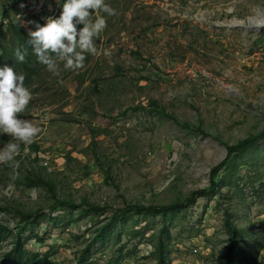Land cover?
<instances>
[{
    "label": "rangeland",
    "instance_id": "rangeland-1",
    "mask_svg": "<svg viewBox=\"0 0 264 264\" xmlns=\"http://www.w3.org/2000/svg\"><path fill=\"white\" fill-rule=\"evenodd\" d=\"M47 1L53 5L43 11L55 9L56 15L61 0ZM105 2L116 15L100 13L107 28L96 42L99 54L88 55L77 71L59 61L55 72L44 66L27 86L32 100L21 118L42 132L27 154L21 145L17 179L11 167L0 164V206L5 207L0 225L9 228L0 256L21 235L26 251L48 253L55 264H75L105 218L79 216L80 208L50 209L55 197L86 199L110 210L128 203L168 205L209 185L210 169L226 156L225 144L264 128V25L252 27L264 13V0ZM14 3L0 0V7L7 4L11 16ZM34 20L14 24L30 31L35 23L44 25ZM3 29L9 53L17 39L5 23ZM28 33L22 31L26 41ZM151 100L166 114L152 108ZM168 115L200 123L204 132L182 128ZM12 142L0 133V148ZM26 171L54 181V195L42 186H26ZM219 178V195L185 204L172 221L169 264H222L229 245L225 212L244 249L236 264H247L253 251L264 264V138L234 155ZM10 184L14 189L6 193ZM16 208L39 211L40 218L50 211L61 220L57 226L42 220L39 226L24 224ZM162 220L127 217L112 235L90 244L87 264H155ZM37 232L45 234L43 242Z\"/></svg>",
    "mask_w": 264,
    "mask_h": 264
},
{
    "label": "trees",
    "instance_id": "trees-1",
    "mask_svg": "<svg viewBox=\"0 0 264 264\" xmlns=\"http://www.w3.org/2000/svg\"><path fill=\"white\" fill-rule=\"evenodd\" d=\"M17 0H15L14 6L16 4ZM61 5L57 9V14L54 16V18H58L62 11V5L66 0H61ZM1 12L0 16H2V19L0 20V68H2L5 65H8L10 67H13L14 70L17 73H23L26 77L25 79V85L31 86L32 83L35 81V77L40 73V69L43 68L45 65L42 63H39L32 46L29 44L28 41L25 40L23 37L22 31L27 32L30 31V26L28 28L24 27H18V25L14 24L15 22H19L21 25L27 23L25 20H14L11 19L9 16L10 7L7 4H1ZM38 22H41L39 20ZM3 23H5L9 28L12 30L13 35L17 39V44L15 49L13 51L7 53L6 47H4V44L2 42L3 38ZM29 23V22H28ZM27 23V24H28ZM82 27V25L78 26ZM17 49H20L22 52L25 53V60L24 62H19L16 59L15 52ZM150 104H152V108L158 109V111L161 114H166L165 109L162 107L157 108L155 105V101L151 100L149 101ZM169 116V115H168ZM173 119L175 123H177L182 128H187L190 130H195L198 132L203 133V129L201 128L200 123L196 124H190L186 122H179L176 118L169 116ZM264 138V128L257 134L249 135L244 139L239 140L235 144H225L226 149V156L223 160H221L219 163L214 165L210 171H209V185L204 188H199L191 191L187 196H185L181 200H175L174 202L168 204V205H142V204H131L128 203L122 208H111V210L106 205H99L95 203H90L86 199H81L79 203H74L73 201L65 200V199H58L55 197L54 202L52 203L50 209H53L54 207L58 206L60 208L67 207L70 208V210H74L77 208H80L78 215L84 216V215H90V219L93 220V218H99L100 216L105 218L104 223L101 224L99 227L95 229L94 235L91 238V241L81 250L78 252L76 256V262L75 264H87V256L89 251V246L92 242L95 240H103L105 236H107L109 233H113L114 229L117 228L118 225H123L122 222H126L127 217H130L132 215L138 217H148V216H157L160 215L162 217V223L160 225V228L158 230L156 240L154 243V249H153V255L155 264H169V254L170 251L167 248V241L170 238L169 228L172 224V221L177 216L178 212L182 209V207L187 205H192L195 203L196 199L198 197H205L207 195H219L220 190V178L219 173L220 171L225 168L229 163L232 157L238 153H242L246 151L249 147L253 146L256 142ZM24 184L26 186H42L48 190L52 196L55 193V183L51 179L44 178L40 174H36L31 171H26L23 178H22ZM106 182H108L106 180ZM0 210H5V207L0 206ZM111 211L110 215L106 217V212ZM16 213L20 216V218L23 220L24 224L29 223H35L37 226H39L40 221L42 220L45 222V225H49L51 223H54L55 226H57L60 222L59 217H55L52 212H48L47 214H44L42 212L41 218L39 211H29V210H21L16 208ZM132 213V215H127L126 213ZM225 217V230L227 235L229 236V245L226 250L225 257L223 259L222 264H236V258L239 255H244V249L241 245L240 236L238 235L239 230L233 225V223L229 220L230 215L228 212L224 213ZM9 228L6 225H0V241L5 237V235H8L7 232L4 234L6 230ZM123 227L119 228L118 230L121 231ZM130 232L134 235L142 233V231H137L134 229H131ZM41 232L39 234L38 232L35 234L36 239L39 242L44 241V236ZM24 238L21 235H16L13 245L10 248V250L5 251L0 256V264H55L50 260V256L48 253L40 254L38 251L29 252L24 249ZM118 253H121V251H118ZM250 259H245L247 261V264H260V262L257 260V251H253L250 253ZM116 261L119 263L120 261L118 258Z\"/></svg>",
    "mask_w": 264,
    "mask_h": 264
},
{
    "label": "clouds",
    "instance_id": "clouds-1",
    "mask_svg": "<svg viewBox=\"0 0 264 264\" xmlns=\"http://www.w3.org/2000/svg\"><path fill=\"white\" fill-rule=\"evenodd\" d=\"M100 13L114 16L116 10L105 0H66L58 18L47 17L44 25L33 22L36 30L29 31L28 42L38 61L53 72L58 69V61L63 62L66 70L84 68L88 55L99 54L96 42L107 28L106 16ZM80 25L82 27L78 28ZM15 56L19 62H24L25 53L20 49L16 50ZM25 79V75L17 73L13 67L0 68V133L15 141L0 148V164L13 169V180L20 175L17 157L21 155V145L27 154L29 146L42 132L40 127L21 118L32 100ZM13 189L14 185L10 184L5 191L10 193Z\"/></svg>",
    "mask_w": 264,
    "mask_h": 264
},
{
    "label": "built area",
    "instance_id": "built-area-1",
    "mask_svg": "<svg viewBox=\"0 0 264 264\" xmlns=\"http://www.w3.org/2000/svg\"><path fill=\"white\" fill-rule=\"evenodd\" d=\"M47 3L53 5V3L47 0H17L14 6V12L10 18L14 20H25L29 23L36 18L34 21L41 20L40 23L45 24L46 18L54 17L56 12L55 9H50L49 12H44L43 10L46 8ZM21 5H23V7H21ZM17 17H21V19H18Z\"/></svg>",
    "mask_w": 264,
    "mask_h": 264
},
{
    "label": "bare ground",
    "instance_id": "bare-ground-1",
    "mask_svg": "<svg viewBox=\"0 0 264 264\" xmlns=\"http://www.w3.org/2000/svg\"><path fill=\"white\" fill-rule=\"evenodd\" d=\"M264 25V13L261 14L258 18L252 20V27L259 29Z\"/></svg>",
    "mask_w": 264,
    "mask_h": 264
}]
</instances>
